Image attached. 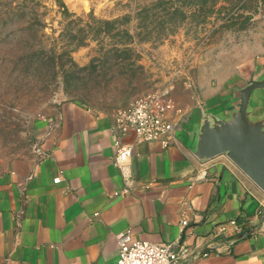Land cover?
I'll return each instance as SVG.
<instances>
[{"label":"crops","instance_id":"0c3cea01","mask_svg":"<svg viewBox=\"0 0 264 264\" xmlns=\"http://www.w3.org/2000/svg\"><path fill=\"white\" fill-rule=\"evenodd\" d=\"M263 68L264 55L228 67L204 108L184 109L166 149L135 144L126 193L112 164L113 112L68 100L38 118L35 153L0 169V264H115L127 228L181 246L185 264H264V193L224 154L199 161L189 149L202 112L222 114Z\"/></svg>","mask_w":264,"mask_h":264},{"label":"rangeland","instance_id":"374dc122","mask_svg":"<svg viewBox=\"0 0 264 264\" xmlns=\"http://www.w3.org/2000/svg\"><path fill=\"white\" fill-rule=\"evenodd\" d=\"M264 0H0V169L35 153L64 101L115 112L167 91L202 109L227 68L264 55Z\"/></svg>","mask_w":264,"mask_h":264},{"label":"built area","instance_id":"2783aa9c","mask_svg":"<svg viewBox=\"0 0 264 264\" xmlns=\"http://www.w3.org/2000/svg\"><path fill=\"white\" fill-rule=\"evenodd\" d=\"M184 114L167 91H153L141 94L126 108L113 113V130L115 133V153L112 164L117 168L123 182L120 193L130 191L135 182L132 171V155L135 144L140 142H157L166 149L174 138V123ZM133 135V142H123L122 136ZM59 177L54 178L55 182ZM235 225V221H231ZM187 219L180 225H186ZM219 226L218 230H223ZM118 257L115 264H185L186 252L173 242H152L138 239L127 228L116 236Z\"/></svg>","mask_w":264,"mask_h":264},{"label":"water","instance_id":"95a60500","mask_svg":"<svg viewBox=\"0 0 264 264\" xmlns=\"http://www.w3.org/2000/svg\"><path fill=\"white\" fill-rule=\"evenodd\" d=\"M259 16L264 19V2ZM261 90H264V68L246 80L222 114L202 112L189 149L199 161L224 154L264 193V93ZM247 233L241 232L235 239ZM207 251L209 248L200 253Z\"/></svg>","mask_w":264,"mask_h":264}]
</instances>
